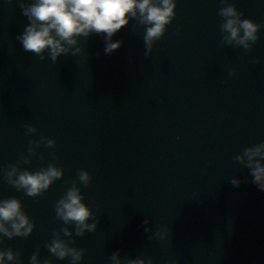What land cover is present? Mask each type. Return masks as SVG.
Segmentation results:
<instances>
[{"label": "water", "instance_id": "1", "mask_svg": "<svg viewBox=\"0 0 264 264\" xmlns=\"http://www.w3.org/2000/svg\"><path fill=\"white\" fill-rule=\"evenodd\" d=\"M35 2L0 0V201L31 225L0 232L6 264H264V190L245 155L264 145V0H173L150 46L136 10L55 60L18 39ZM229 6L258 26L247 46L226 40ZM49 168L60 176L36 194L16 183ZM71 190L89 227L57 211Z\"/></svg>", "mask_w": 264, "mask_h": 264}, {"label": "clouds", "instance_id": "2", "mask_svg": "<svg viewBox=\"0 0 264 264\" xmlns=\"http://www.w3.org/2000/svg\"><path fill=\"white\" fill-rule=\"evenodd\" d=\"M173 8V0H159L158 4L153 0H36L33 5L24 8L23 14L32 23L25 28L24 33L18 39L26 51L39 54L45 48H49L51 57L55 60L60 53L67 51L62 46V42L68 45L75 44L74 36L88 35L92 31L105 33L106 39H110L127 23L126 14L135 16L138 10L142 22L151 25L145 33V42L150 46L153 39L160 37L164 26L170 22ZM221 15L227 18L223 29L229 33L226 37L229 43L235 40L236 43L247 46V41L256 40L255 33L258 26L249 20H240L233 7L222 9ZM117 47H119V42L109 43L105 51L110 53ZM262 148L264 145L255 150H246L245 155L248 158V166L252 168L254 183L264 190V166L259 161L253 165V157H264ZM59 176L58 170L49 168L46 172L22 173L16 183L26 188L29 195H33L46 189L51 180ZM81 179L86 181L87 174H82ZM60 205L57 211L65 221L74 220L82 227H89L84 224V221L89 217L90 212L81 203V197L76 191H69L66 201H61ZM5 221H12L11 232L5 227L3 223ZM30 230L31 225L20 211V204L17 200L0 201V232L10 237L13 234L26 235ZM50 250L61 258L66 254V249L58 241L53 242ZM13 259L10 251L0 252V264H6V261ZM32 259L33 264H36L35 256ZM136 264H143V262L138 261Z\"/></svg>", "mask_w": 264, "mask_h": 264}]
</instances>
